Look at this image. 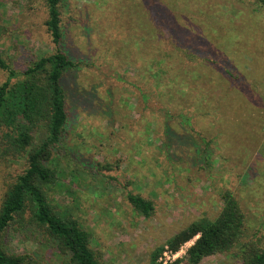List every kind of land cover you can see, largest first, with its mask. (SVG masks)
<instances>
[{"label":"rangeland","instance_id":"rangeland-1","mask_svg":"<svg viewBox=\"0 0 264 264\" xmlns=\"http://www.w3.org/2000/svg\"><path fill=\"white\" fill-rule=\"evenodd\" d=\"M46 17L45 0H0V57L19 77L54 50ZM61 19L62 47L80 63L63 79L67 122L46 196L90 233L97 259L148 264L168 237L214 219L225 190L245 214L241 242L264 241V4L63 0ZM7 75L0 68V84ZM1 151L0 204L26 167ZM128 193L150 199L151 214ZM194 239L160 261L187 264ZM2 241L41 264L65 259L37 227L11 226ZM237 250L199 264H243Z\"/></svg>","mask_w":264,"mask_h":264},{"label":"trees","instance_id":"trees-1","mask_svg":"<svg viewBox=\"0 0 264 264\" xmlns=\"http://www.w3.org/2000/svg\"><path fill=\"white\" fill-rule=\"evenodd\" d=\"M62 1L45 0L44 23L53 52L31 60L20 77L0 57V68L8 73L0 84V149L3 156H22L26 161L0 204V264H41L32 255L6 251L2 238L11 226L17 231L39 228L65 256L62 264H104L90 248V233L76 218L55 209L46 196V188L57 178L52 148L59 143L67 122L63 79L80 63L62 47ZM256 1L264 4V0ZM36 137L39 140L35 144ZM127 199L145 216L154 208L150 199L139 194L128 193ZM221 199V209L214 219L202 217L190 222L153 248L148 264H178V259L162 263L159 258L164 252H177L192 238L185 252L187 264H199L204 257L228 252L237 245L235 254L243 264H264V241L241 242L246 220L238 199L230 190H225Z\"/></svg>","mask_w":264,"mask_h":264},{"label":"built area","instance_id":"built-area-1","mask_svg":"<svg viewBox=\"0 0 264 264\" xmlns=\"http://www.w3.org/2000/svg\"><path fill=\"white\" fill-rule=\"evenodd\" d=\"M187 249V248H186ZM178 252V251H177ZM164 253H169V252H164ZM172 254H174V253H172ZM175 254H176V252H175ZM174 256V255H173ZM159 261H160V259H159ZM162 263H167V261H162Z\"/></svg>","mask_w":264,"mask_h":264}]
</instances>
